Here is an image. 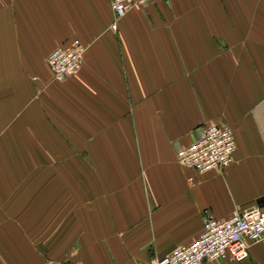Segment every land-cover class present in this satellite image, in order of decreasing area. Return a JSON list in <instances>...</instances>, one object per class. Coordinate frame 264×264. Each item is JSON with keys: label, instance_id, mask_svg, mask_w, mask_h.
<instances>
[{"label": "crops", "instance_id": "obj_1", "mask_svg": "<svg viewBox=\"0 0 264 264\" xmlns=\"http://www.w3.org/2000/svg\"><path fill=\"white\" fill-rule=\"evenodd\" d=\"M114 19L111 0H0V264H141L196 239L205 210L264 207V0ZM75 37L84 63L56 80L48 55ZM210 121L237 148L198 173L177 152ZM202 264H264V239Z\"/></svg>", "mask_w": 264, "mask_h": 264}, {"label": "built area", "instance_id": "obj_2", "mask_svg": "<svg viewBox=\"0 0 264 264\" xmlns=\"http://www.w3.org/2000/svg\"><path fill=\"white\" fill-rule=\"evenodd\" d=\"M151 0H111L115 19L111 27L116 29L118 20L137 5ZM86 45L79 37L55 47L47 62L53 78L65 80L77 73L85 59ZM197 138L178 149V161L205 173L215 167L224 168L234 160L237 142L234 130L224 121H210L199 125ZM190 183L194 176L188 177ZM264 239V207L253 205L236 210L228 217H218L210 210L203 213V229L188 244L177 245L171 252L141 264H202L204 261L225 259L242 260L249 256L251 243Z\"/></svg>", "mask_w": 264, "mask_h": 264}]
</instances>
